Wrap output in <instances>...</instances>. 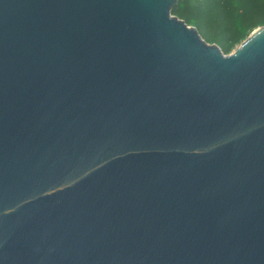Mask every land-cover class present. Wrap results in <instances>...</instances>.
<instances>
[{"label": "water", "instance_id": "obj_1", "mask_svg": "<svg viewBox=\"0 0 264 264\" xmlns=\"http://www.w3.org/2000/svg\"><path fill=\"white\" fill-rule=\"evenodd\" d=\"M177 2L0 0V264H264V25Z\"/></svg>", "mask_w": 264, "mask_h": 264}, {"label": "trees", "instance_id": "obj_2", "mask_svg": "<svg viewBox=\"0 0 264 264\" xmlns=\"http://www.w3.org/2000/svg\"><path fill=\"white\" fill-rule=\"evenodd\" d=\"M171 13L229 53L255 27L264 25V0H178Z\"/></svg>", "mask_w": 264, "mask_h": 264}]
</instances>
